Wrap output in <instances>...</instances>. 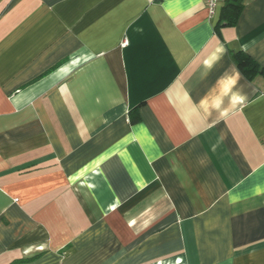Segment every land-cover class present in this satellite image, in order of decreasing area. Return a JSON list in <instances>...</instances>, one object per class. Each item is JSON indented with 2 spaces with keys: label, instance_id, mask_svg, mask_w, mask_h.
Wrapping results in <instances>:
<instances>
[{
  "label": "crops",
  "instance_id": "1",
  "mask_svg": "<svg viewBox=\"0 0 264 264\" xmlns=\"http://www.w3.org/2000/svg\"><path fill=\"white\" fill-rule=\"evenodd\" d=\"M237 52L264 69V0H0V264H264Z\"/></svg>",
  "mask_w": 264,
  "mask_h": 264
},
{
  "label": "trees",
  "instance_id": "2",
  "mask_svg": "<svg viewBox=\"0 0 264 264\" xmlns=\"http://www.w3.org/2000/svg\"><path fill=\"white\" fill-rule=\"evenodd\" d=\"M236 1V0H234ZM240 10V6L230 3L224 10L221 16V22L223 24H233ZM234 61L243 74V76L247 79H251L254 75L260 74L264 77V69L260 68L248 55L243 52H237L233 55ZM136 118H132L131 122H136Z\"/></svg>",
  "mask_w": 264,
  "mask_h": 264
},
{
  "label": "built area",
  "instance_id": "3",
  "mask_svg": "<svg viewBox=\"0 0 264 264\" xmlns=\"http://www.w3.org/2000/svg\"><path fill=\"white\" fill-rule=\"evenodd\" d=\"M204 1L209 17L211 18L212 16H214L217 6L223 3L225 0H204Z\"/></svg>",
  "mask_w": 264,
  "mask_h": 264
},
{
  "label": "clouds",
  "instance_id": "4",
  "mask_svg": "<svg viewBox=\"0 0 264 264\" xmlns=\"http://www.w3.org/2000/svg\"><path fill=\"white\" fill-rule=\"evenodd\" d=\"M244 100H245V97H243L242 95H240L238 93L233 96V101L235 103L243 104Z\"/></svg>",
  "mask_w": 264,
  "mask_h": 264
}]
</instances>
